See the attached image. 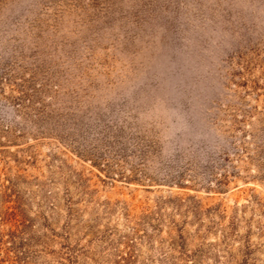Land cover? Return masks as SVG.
<instances>
[{
	"label": "rangeland",
	"instance_id": "374dc122",
	"mask_svg": "<svg viewBox=\"0 0 264 264\" xmlns=\"http://www.w3.org/2000/svg\"><path fill=\"white\" fill-rule=\"evenodd\" d=\"M0 264H264V0H0Z\"/></svg>",
	"mask_w": 264,
	"mask_h": 264
}]
</instances>
